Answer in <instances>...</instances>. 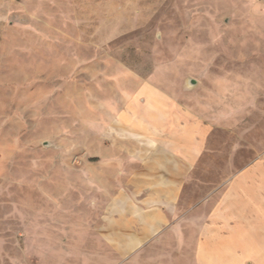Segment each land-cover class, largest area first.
Wrapping results in <instances>:
<instances>
[{"label": "rangeland", "instance_id": "obj_1", "mask_svg": "<svg viewBox=\"0 0 264 264\" xmlns=\"http://www.w3.org/2000/svg\"><path fill=\"white\" fill-rule=\"evenodd\" d=\"M147 79L213 124L220 160L262 155L264 0H0V264L198 263L197 207L139 249L97 232L89 120Z\"/></svg>", "mask_w": 264, "mask_h": 264}, {"label": "crops", "instance_id": "obj_2", "mask_svg": "<svg viewBox=\"0 0 264 264\" xmlns=\"http://www.w3.org/2000/svg\"><path fill=\"white\" fill-rule=\"evenodd\" d=\"M126 90L120 101L106 95L105 112L89 120L90 183L104 188L97 232L126 234L119 246L139 249L177 233L197 207L199 228L185 230L199 234L185 239L197 264H264V153L220 160L216 128L172 91L151 79Z\"/></svg>", "mask_w": 264, "mask_h": 264}]
</instances>
